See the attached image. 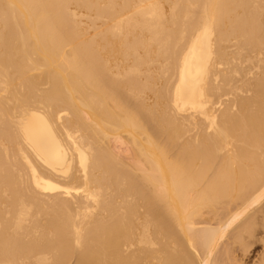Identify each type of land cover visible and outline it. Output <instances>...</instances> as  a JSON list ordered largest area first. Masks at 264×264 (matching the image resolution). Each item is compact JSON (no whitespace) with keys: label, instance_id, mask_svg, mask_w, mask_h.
<instances>
[{"label":"bare ground","instance_id":"bare-ground-1","mask_svg":"<svg viewBox=\"0 0 264 264\" xmlns=\"http://www.w3.org/2000/svg\"><path fill=\"white\" fill-rule=\"evenodd\" d=\"M260 204L264 0H0V264H264Z\"/></svg>","mask_w":264,"mask_h":264},{"label":"rangeland","instance_id":"rangeland-1","mask_svg":"<svg viewBox=\"0 0 264 264\" xmlns=\"http://www.w3.org/2000/svg\"><path fill=\"white\" fill-rule=\"evenodd\" d=\"M263 204V203H262ZM262 204H260L259 206H258V208L257 209H259V210H257L256 209V215L257 214H259L258 216H260L261 218H264V214H262L261 215V210H260V208L262 207L263 208V210H264V205H262ZM258 212V213H257ZM260 212V213H259ZM263 216V217H262ZM256 234H261V231H260V229L258 230V232L256 233ZM252 240V239H251ZM255 239H253V241H254ZM256 241V243H251V247L249 246V252L247 251V253H246V255L244 256V260H246V261H248V260H252V259H254V254L255 253H258V252H260L262 249L261 248H263L262 246H263V243L261 244V242L259 241L258 242V240H255ZM68 264H75V258H73V259H71L70 261H69V263Z\"/></svg>","mask_w":264,"mask_h":264}]
</instances>
